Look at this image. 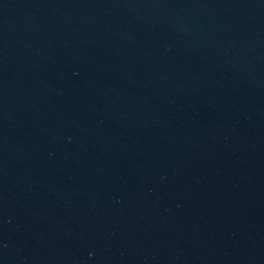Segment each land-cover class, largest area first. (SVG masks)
<instances>
[{
	"label": "water",
	"instance_id": "95a60500",
	"mask_svg": "<svg viewBox=\"0 0 264 264\" xmlns=\"http://www.w3.org/2000/svg\"><path fill=\"white\" fill-rule=\"evenodd\" d=\"M0 264H264V0H0Z\"/></svg>",
	"mask_w": 264,
	"mask_h": 264
}]
</instances>
